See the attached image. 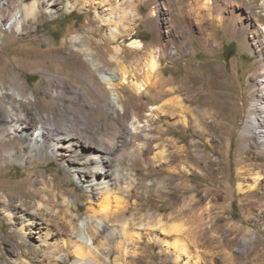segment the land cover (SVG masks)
Instances as JSON below:
<instances>
[{
    "label": "rangeland",
    "instance_id": "obj_1",
    "mask_svg": "<svg viewBox=\"0 0 264 264\" xmlns=\"http://www.w3.org/2000/svg\"><path fill=\"white\" fill-rule=\"evenodd\" d=\"M6 1L0 0V15L3 17V21L0 20V32L3 33L0 41V188L4 189L5 194L12 197L11 194L18 190L31 189L28 183L40 173L47 177L52 175L62 184L59 221L68 206V213L76 225L89 215L86 184L73 177L69 168L46 149L33 150L29 155L25 149L28 140L10 133L5 125L10 112L2 100L10 98L19 105L23 103L33 120L56 113L58 108L63 107L67 111L60 118L68 120L76 111H85L89 103L98 101L96 93L84 87L83 74L91 69L95 74L94 86L104 92L118 112L124 110L130 118L135 97L131 81L124 80L118 68L121 65L133 66L136 60L146 56L144 52L148 50L154 33V26L150 23L153 18L149 13L153 9L156 11L155 18L161 29L162 41L170 39L167 58L161 60L162 63L170 61L171 77L175 83L178 81L176 90L170 96L178 95L181 98L182 91L177 86L183 82L187 111L180 113L177 107V113L168 119L163 115L167 112L156 114L157 118H161L159 124L164 123L163 126L168 127L162 143H158V140L152 142L157 144L153 151H159L161 155L150 161L141 151H134L130 159L123 161L122 185L128 190L130 201L127 215L129 224L126 227L135 236L125 242L123 249H117L115 245L123 237L108 235L109 240L103 246L106 264H225L219 254L222 248L219 239L224 236L226 229L231 228L238 236L229 252L239 255V264H264V237L261 236L264 220L256 216L260 210H264L259 205L262 201L259 197H264V153L256 158L263 145L258 142L254 129H244L248 116L256 111L253 103L262 90L258 80L264 74V65L252 49V39L256 37V32L262 35L259 27L264 26V0H213L217 5L216 10L215 4L207 6L204 0H126L123 4L127 9L123 12V22L125 24L134 19V27L127 34L119 35L116 41L106 38L110 25L99 30L100 21L95 19L94 9L105 14L110 11L109 5H100L97 3L99 0H86L91 3L89 6L83 5L82 0H71L74 5L71 11H66L64 4L56 5V12L52 15L46 13L41 0H11L13 8L17 7L15 11L22 3L38 5L34 19L24 21L22 30L18 31L6 28ZM238 5L248 11L250 21H242L243 29L227 28ZM131 7L137 11V17L132 18L127 13ZM188 22H192V26ZM167 28L169 33L165 32ZM78 37L80 40H91L90 51L91 57L97 59L95 64H91L88 59L90 56L82 54L80 47L73 42ZM134 38L143 42L141 50L129 45ZM116 45L120 46L122 54L119 57L124 60L119 64L110 57ZM29 56H36L32 58L41 67L30 69L27 66L31 59ZM13 57L18 60L14 61ZM56 57H61L65 61L64 65L71 66L62 74L60 83L82 93L83 104L75 103L74 92H66L61 96L53 93V84L59 82L56 75L48 73L50 70L57 73L50 67ZM99 67L105 71L99 73ZM103 74L118 82V87L106 83ZM14 84L24 94L30 95L27 102L10 96L8 89ZM119 97L123 100L124 109ZM161 102H153V105ZM180 115L186 118L185 124L177 121L176 125L168 126L164 121L178 120ZM149 128L141 133L138 142L146 141L144 133L149 132ZM170 136L178 141L177 146L185 145V162L169 161L173 150ZM7 150L12 155L10 158L4 153ZM167 168L175 171L181 169L185 173L182 177L186 183L184 186L190 189L185 195L191 197L190 202L186 199L185 203H196L193 208L196 213L192 210L181 219L184 231H181L183 227L172 228L177 223L170 219L173 211L169 207L171 189ZM255 172L262 176L254 189L255 195L247 196L246 192H239L238 184L247 188ZM181 180L176 179L178 182ZM153 182L155 185L151 186ZM248 202L253 203L251 208L245 206ZM210 206L213 207L212 214L206 216ZM35 210L36 206L30 208V211ZM7 213L10 212L0 209V264H54L55 257H47L40 248L44 229L29 219L23 222V226L16 224L15 231L11 232L5 217ZM114 227L121 230V221L116 222ZM200 227L208 228H205L206 234L214 239L212 245L193 236ZM30 229L39 233H31ZM18 231L23 232L28 246L16 250L13 243ZM187 231L191 234L186 239L189 244L187 253L184 252L180 260L175 261L173 240L182 232L184 236ZM257 241L260 243L252 247ZM20 250L23 253L17 254ZM249 250L251 252L246 257ZM66 251L58 253L62 259L59 264H71L73 257L63 261Z\"/></svg>",
    "mask_w": 264,
    "mask_h": 264
},
{
    "label": "bare ground",
    "instance_id": "obj_2",
    "mask_svg": "<svg viewBox=\"0 0 264 264\" xmlns=\"http://www.w3.org/2000/svg\"><path fill=\"white\" fill-rule=\"evenodd\" d=\"M70 1L71 0H41L45 5L44 8L46 13L49 15L56 12V10H54L56 5L61 4H64L66 11H71L74 5H72ZM125 1L126 0L121 2H119V0H99L97 3L100 5H109L108 9L110 11L107 14L100 13L98 10L94 9L95 19L100 21L99 30L105 28L106 25H110V27L108 26L109 31L106 34V38L109 40L116 41L119 35L127 34L131 28L134 27V19L125 23L126 25L123 22L125 18L123 12L126 9L123 5ZM82 2L85 6L91 5V3L86 0H82ZM203 3L208 6L216 2L213 0H204ZM5 6L8 15L6 28L9 30L10 28H14L16 31L22 30L24 21L29 19L33 20L35 17L34 13L38 10V5L36 3L32 5L22 3L17 11H15L17 7L13 8L14 3L11 0H7ZM214 7L216 10L217 5L215 4ZM219 11L217 10L216 12L219 13ZM127 13H129L132 18L138 15L133 7H131ZM149 13L153 18L150 23L154 26V33L148 50L144 52L146 56L136 60L137 62H135L133 66L127 67L121 65L118 68L120 76L123 77L124 80L131 81V89L135 97V104L130 118L125 115L124 110L123 112H118L111 101L106 98L104 92L102 93V91L94 86L95 74L91 69H89L87 74H83L85 79L84 87L92 89L96 93L95 95L98 101L96 103H89L90 105L88 104V108L85 111H76V114L69 117L68 120H62L60 118V115L67 111V109L63 107L58 108L56 113H51V115L38 117L37 120H33L32 117L28 116L29 111H26L27 109L25 110V105L23 103L19 105L17 102L10 100V98L2 100V103L10 112L5 125L10 133L24 140H28V144L25 147L26 152L30 155L33 150L46 149L49 154L55 156V158L69 168L73 177L79 178L87 187L89 215L85 217L79 225L75 224L74 218L68 213L70 210L69 206L63 211L61 222L59 221V197L62 196L63 192L61 189L62 184L56 181L55 177L52 175L50 177L45 176L43 173L36 175V178L28 183V185H31L33 188L31 187L29 190H18L17 193L11 194L12 197L5 194L4 189L0 188V190H2V194L0 195V209H5V211L10 212L7 213L5 217L10 224L11 232L15 231L14 226H16V224H21L23 226L25 220L32 219V223L44 229L43 239L41 240L42 246H40V248L47 257H55L54 264H59L62 260L61 256L58 255L62 250H67L63 261H67L70 257H73L71 264H106V254L104 253L103 246L109 240L108 235H121L123 237L122 240L115 245L117 249H123L125 242L128 241L129 238L135 236L132 234L131 230L129 231L126 227V225L129 224L127 222V215L130 212V201L128 199V190L122 185V163L130 159L134 151H141L148 160H153L161 155V152L156 150L153 151L154 146L157 144H153L152 142L158 140V143H162L164 135L168 133V127H164V123L159 124L161 118H157L156 114L160 111H164L168 114L165 113L163 115L169 118L170 115L175 114L177 107L180 113L182 111H187L185 106L186 89L183 82L177 86L182 91L181 98L178 95L170 96L173 94V91L176 90L175 84L178 81L175 83L172 79L173 76L171 77L172 73L169 69L170 61L161 62L162 59L167 58L169 53L168 42L170 39L162 41L161 29H159L155 18L156 11L152 9ZM206 15L207 14L204 16ZM226 18L228 19L229 17ZM0 20L3 21L1 15ZM243 20L250 21L249 13L243 6L238 5L237 11L231 17L230 22H228L229 24H227V28L231 26V28L235 30L243 29ZM218 21L220 23V19H218ZM188 23L189 26L193 24L192 22ZM254 25L256 24L254 23ZM259 28L262 31V35H259L260 33L258 34L255 31L256 37L254 36L252 39V49L260 56V61L264 65V26H260ZM93 30L94 29L91 30V36L93 35ZM168 31L169 28L165 30V32ZM2 35L3 33L0 32V41ZM73 42L80 47L79 50H81L80 52H82V54L90 56L88 59L91 64H95L97 59L91 57V40H80L79 38L74 39ZM129 45L137 50H141V48L144 47L143 42L136 38L132 39ZM121 54L122 50H120V46L116 45L110 57L119 64L124 61L119 57ZM32 57L36 56H29V59H31L28 61L27 66L30 69L41 67L40 64H37V60ZM12 59L14 61L18 60L16 57ZM63 62L65 63L61 57H56L55 60L51 62V69H54L57 73L54 74V71L50 70L48 74L56 75V79L59 82L53 84V93L61 96L66 92H74L75 103L77 105L83 104L84 97L82 93L74 91L71 86L69 87L60 83L63 79L62 74L71 67L70 65H64ZM164 69L166 71H163ZM97 71L101 73L105 70L99 67ZM112 79L104 75V81L114 86V88H117L119 83ZM258 85L261 86L262 90L258 95L259 97L253 103L256 107V111L250 113L245 122L244 129L245 131L251 128L254 129L258 136V142L260 145H263L264 148V74L261 79L258 80ZM8 91L11 97L21 99L25 102H27V98L30 96L29 94H24L20 87L15 84L10 85ZM118 99L121 101L122 109H124L123 100L120 97ZM156 101L162 102L159 105H153V102ZM164 121H166L168 126H174L177 121H181L182 124H185L187 120L180 115L178 120L171 119V121ZM147 127L150 128L149 132L144 133L146 141L143 143L138 142L141 133ZM170 137L173 150L170 152L169 161L185 162V160H183L186 151L185 145L177 146L178 141L172 136ZM263 148H261L260 154H256L257 159L260 158L261 153H264ZM4 153L9 156V158L12 156L10 150L4 151ZM14 154H16V152H14ZM167 171L169 176L168 183L171 189L169 194V207L173 211V215L170 216V219H173V222L177 223L175 227H171L180 229L183 227V220L181 221V219L193 210L196 203H185L186 199H188L189 202L191 200L190 196L185 195L186 192L190 191L188 187L184 186L186 183L182 177L185 173L181 169L175 171L167 168ZM261 178L262 176L258 172H255L252 177V183L249 184L247 188H243L241 183L238 184L239 192H246L247 196L255 195L254 189L259 185L258 182ZM176 179L182 180L178 182ZM153 185H155V182L151 184V186ZM0 187L2 186L0 185ZM259 198L262 200L259 202L262 208L264 207V197ZM178 203L182 204L178 205ZM252 204V202H248L245 206L248 205L251 208ZM34 206H36L37 210L30 211V208ZM212 210V206L208 207L206 216H210ZM193 213H196V210ZM23 214H25L24 217L22 216ZM25 216H28V218H25ZM256 216L259 220H264V210H260ZM118 221L122 223L121 230L114 227V224ZM158 222H160V220ZM184 228L185 227H183L181 231H184ZM205 228L208 230L207 227ZM205 228L200 227V230L198 229L199 231L193 236L198 239H204L206 244L212 245L214 239L207 236ZM231 229H226L224 236L219 239L221 243L220 246H222L220 250L221 253L219 254L225 264H239V255L229 252V249H231V246L238 236V233ZM30 232L39 233V231L35 229H30ZM189 233L190 232L187 231L183 236L182 232L173 240L175 261H179L184 252L187 253V246L189 244L186 242V239L191 235ZM261 233V236L264 237V228L261 230ZM17 234V239L13 243L14 248L19 250L22 247H27L28 245L25 243L23 232L18 231ZM231 234L233 235L231 236ZM11 237L13 238V235ZM258 243H260V241L255 242L252 247ZM35 250L39 251L37 248ZM250 252L251 250L247 252L246 257L249 256ZM16 253L22 254L23 252L20 250Z\"/></svg>",
    "mask_w": 264,
    "mask_h": 264
}]
</instances>
